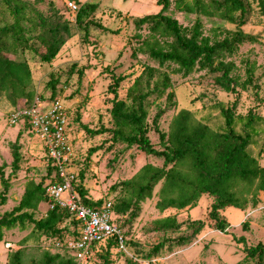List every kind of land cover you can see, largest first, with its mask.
I'll use <instances>...</instances> for the list:
<instances>
[{
    "label": "rangeland",
    "instance_id": "rangeland-1",
    "mask_svg": "<svg viewBox=\"0 0 264 264\" xmlns=\"http://www.w3.org/2000/svg\"><path fill=\"white\" fill-rule=\"evenodd\" d=\"M43 16H54L67 20L73 25L74 11L70 10L67 2L71 1L77 7L81 3H91L93 11L88 24L86 36L83 30L72 29V35L67 38L57 54L49 62H40L27 51L8 56L15 60H24L30 69V81L27 103L41 95L46 99L49 88L45 82L56 78L54 96L61 99L67 109L69 120V140L74 157L71 168L81 175L79 184L84 189L85 196L100 202L115 200L123 195L116 186L122 180L130 178L144 164L161 166L162 160L153 155L138 150L134 145L126 146L121 142L112 143L109 133L90 136L83 132L79 122L89 128L111 126L109 107L112 92L108 85L117 76H123L115 92L119 98H125L131 90L149 91L146 97L147 136L151 144L160 149L157 133L151 124L152 116L158 109L163 112L157 119L160 131H166L172 115L184 108L193 116L215 128L219 122L215 103L231 106L235 115L254 113L264 118V19L260 17L253 6L248 21L241 27L246 33L256 35V40L245 41L230 55H224L223 61L234 64L231 75L235 76L234 92H225L214 84L213 74L195 66L191 72L182 75L176 71L173 63L159 64L145 51H142V40L146 39V25L134 27L133 18L148 13H156L160 6L157 0H24ZM192 0L188 1V4ZM164 13L173 17L181 26L189 27L194 19L193 13H184L173 8L169 0ZM9 22L10 18L3 17ZM203 35H209L213 23L201 18ZM100 24V25H96ZM225 27L231 25L223 24ZM220 34L217 36L219 37ZM73 63L72 73L68 67ZM154 69L149 79L146 78V67ZM250 68V75L246 68ZM81 69L80 76L74 71ZM168 75V84L163 86L160 79ZM154 85L157 86L156 91ZM160 91V92H159ZM171 97H167V93ZM18 100V101H17ZM15 103L0 93V170L7 177L9 187L6 200L0 206V212L14 206L27 181L38 182L48 180L46 176L47 158L43 145L35 134L24 126V121L13 125L7 123V116L12 107L22 105L23 98ZM19 133L18 167L11 172V149L17 133ZM100 145L99 149L88 153V149ZM251 153L259 165H264V131L250 146ZM115 186V187H114ZM160 182L153 186L150 197L138 203L134 209L136 215L130 218L126 214H116L115 223L124 231L125 247L123 251L113 249L109 254L110 264H125L130 258L132 264H256L254 258L244 256L243 247L261 242L264 246V195L257 193L258 202L255 207L249 204L242 209L227 206L219 211L227 222L225 231L220 232L210 227L206 218L212 197L201 194L191 205L181 209L166 208L159 210L155 207L158 199ZM114 187V189H113ZM2 186L0 184V191ZM48 208L47 202H40L33 211V217L43 216ZM171 217L180 226L175 230H153L151 222L155 219ZM200 219L203 228L193 237L182 244L165 243L157 254L149 258L144 255L151 246L164 237L189 235L190 220ZM66 227L61 232L62 241L67 240L72 231V225L65 221ZM246 226L244 229L242 226ZM31 224L24 227H13L3 230L0 239V264H7L8 254L18 248L23 250L22 262L27 264L31 258H38L41 251L50 252L62 250L56 248L55 238H45L31 233ZM239 236L244 237L243 243L236 242ZM103 243H97L90 251L89 257L80 264H101ZM64 248V247H62Z\"/></svg>",
    "mask_w": 264,
    "mask_h": 264
},
{
    "label": "trees",
    "instance_id": "trees-1",
    "mask_svg": "<svg viewBox=\"0 0 264 264\" xmlns=\"http://www.w3.org/2000/svg\"><path fill=\"white\" fill-rule=\"evenodd\" d=\"M188 1L172 0L175 10L194 14L189 27L181 26L173 17L164 13L169 0H157L156 4L160 8L156 13L133 18L134 27L138 28L145 24L148 29L146 39L142 40V51L160 65L165 62L173 63L176 71L182 75L191 72L195 66L197 69H204L213 74L214 84L223 91L234 92L236 79L231 75L234 64L231 61H223L222 57L232 54L241 43L256 40V35L244 32L241 27L248 21L253 6L264 19V0H192L190 4ZM92 11L91 3H81L74 11L72 27L67 20L41 15L24 0H0V93L4 91L11 103H15L18 98L23 100L28 98L31 92L28 89L30 81L28 64L24 60L12 59L8 54L27 51L40 62H49L64 41L72 35L73 28L83 30V36H86L88 24L93 23L90 18ZM5 16L10 18L9 22L3 20ZM201 18L214 24L209 28L211 29L209 35L201 33ZM223 24L231 27H225ZM73 66L71 63L68 73H72ZM250 70L246 68L249 75ZM74 71L78 76L82 74L81 69ZM153 71L152 67H146L147 79L151 77ZM122 79L123 76H117L108 85L109 91L112 92L109 107L111 126L89 128L80 122L79 126L90 136L109 133L112 143L134 145L138 150L160 158L162 165L158 167L144 164L130 178L117 183L116 186L123 191V195L114 203L109 200L104 202L91 200L85 196L84 189L78 182L81 175L76 172L73 188L85 205L99 207L105 202H110L112 222L120 227L114 221L115 215L127 213L133 218L138 203L150 197L153 186L160 182L158 199L155 202L157 209H181L191 205L201 194H208L212 201L206 218L211 223L210 227L220 232L225 231L227 226L224 217L219 213L221 209L227 206L242 209L247 204L251 207L256 206L257 193L261 191L264 195V165L258 164L250 146L256 143L264 131L263 117L249 112L235 115L231 106L215 103L212 107L217 110L219 122L215 128H211L206 122L196 119L191 111L181 108L172 115L164 132L156 126L157 119L163 112L162 109H158L151 119L153 130L162 145L160 149H156L148 139L145 123L147 115L145 99L150 92L130 89L125 98H119L115 88ZM168 79V75L163 74L160 83L166 86ZM57 81L56 78L50 77L45 82L46 88L50 90L46 99L57 98L54 96ZM154 88L158 90L156 85ZM39 97L44 98L41 95ZM167 97H171L170 92L167 93ZM26 100L22 104H26ZM60 101L62 102L61 99ZM24 126L28 127L25 122ZM19 133L11 146V172L17 169L20 160ZM99 148L100 145L91 147L88 153ZM50 173L51 166L47 160V178ZM0 184L1 206L5 203L9 187L7 177L3 176L1 170ZM42 201H48L44 180L27 181L17 203L9 210L0 212V239L3 230L16 226L22 228L29 223L30 232L36 236L61 241L63 240L61 232L66 229L63 225L65 221L72 225L69 237H75L79 230L77 222L63 208L53 205L47 208L43 216L33 217V211ZM151 226L153 230H175L180 223L171 217H164L153 220ZM203 226L204 222L200 219L190 220L189 235L164 237L154 243L144 257L149 258L157 254L165 243L173 242L179 245L186 242ZM242 227L246 228L245 225ZM122 233L124 234L123 230ZM236 242L243 243L244 237L239 236ZM98 243H103L101 264H110L109 254L116 249L115 239L109 237ZM96 244L94 243L91 249ZM60 248L62 250L53 252L43 250L38 258H31L27 264H75L72 252ZM243 251L244 256L254 258L256 264H264V246L261 242L244 246ZM22 254L21 248L11 251L7 264H24ZM124 263L133 262L126 258Z\"/></svg>",
    "mask_w": 264,
    "mask_h": 264
},
{
    "label": "built area",
    "instance_id": "built-area-1",
    "mask_svg": "<svg viewBox=\"0 0 264 264\" xmlns=\"http://www.w3.org/2000/svg\"><path fill=\"white\" fill-rule=\"evenodd\" d=\"M72 11L77 6L67 2ZM24 121L43 145L44 153L51 166V173L44 183L47 205L65 209L72 216L79 228L75 237L57 241V247H64L72 252L75 264L84 262L94 243L113 237L116 250L123 251L125 236L120 227L112 222L110 202L99 207L85 205L73 188L75 172L71 168L74 157L68 134V114L64 104L58 99L34 98L31 102L17 105L9 111L7 123L13 125Z\"/></svg>",
    "mask_w": 264,
    "mask_h": 264
}]
</instances>
